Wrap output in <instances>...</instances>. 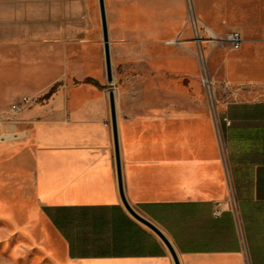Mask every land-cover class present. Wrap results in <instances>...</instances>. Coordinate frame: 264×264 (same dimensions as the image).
Returning a JSON list of instances; mask_svg holds the SVG:
<instances>
[{
  "label": "crops",
  "instance_id": "0c3cea01",
  "mask_svg": "<svg viewBox=\"0 0 264 264\" xmlns=\"http://www.w3.org/2000/svg\"><path fill=\"white\" fill-rule=\"evenodd\" d=\"M127 1L121 11L133 19L137 9ZM223 17L242 41L238 50L211 54L220 84L214 100L166 94L157 126L145 106L136 117L117 116L125 199L166 236L179 264H264V0H212L215 36ZM88 104L59 112L66 124L38 126L35 160L16 168L43 257L50 264H173L125 211L111 126L102 125L110 113L94 114Z\"/></svg>",
  "mask_w": 264,
  "mask_h": 264
},
{
  "label": "rangeland",
  "instance_id": "374dc122",
  "mask_svg": "<svg viewBox=\"0 0 264 264\" xmlns=\"http://www.w3.org/2000/svg\"><path fill=\"white\" fill-rule=\"evenodd\" d=\"M127 2L104 0L113 77L109 85L97 0H0V264H50L39 247L43 236L27 222L33 203L23 200L16 169L35 160L38 126L66 124V118L59 121V112L81 110L84 102L94 114L105 108L109 112L110 90L120 120L136 117L145 106L156 126L166 94L188 100L216 97L220 84L213 77L211 54L228 44H211L212 0H134L133 19L122 14ZM225 21L218 22L223 33L216 37L221 39L228 33ZM201 59L209 86L202 81ZM86 79L104 89L84 84ZM13 106L19 109L12 111ZM102 125L110 128V119Z\"/></svg>",
  "mask_w": 264,
  "mask_h": 264
},
{
  "label": "water",
  "instance_id": "95a60500",
  "mask_svg": "<svg viewBox=\"0 0 264 264\" xmlns=\"http://www.w3.org/2000/svg\"><path fill=\"white\" fill-rule=\"evenodd\" d=\"M97 1H98L101 32H102L106 82L107 84L111 85L113 82V77H112V69H111V58H110L109 37H108L105 5H104V0H97ZM108 105H109L110 126L112 131V140H113L114 163L116 165L117 186H118V192L121 203L127 214L132 219H134L136 222L147 228L159 239V241L163 244L168 254L170 255L173 264H179L177 253L175 252L172 244L169 242L166 236L152 222H150L149 220L141 216L139 213H137L125 199L123 192L122 177H121V168H120L121 160H120L119 139H118V131H117V114H116V106H115V96L113 91L111 90L108 92Z\"/></svg>",
  "mask_w": 264,
  "mask_h": 264
},
{
  "label": "built area",
  "instance_id": "2783aa9c",
  "mask_svg": "<svg viewBox=\"0 0 264 264\" xmlns=\"http://www.w3.org/2000/svg\"><path fill=\"white\" fill-rule=\"evenodd\" d=\"M195 36L197 37V42L200 43V35H199L198 30L195 33ZM212 40H213V43H211V44H218L220 42H226L231 47L232 50H238L240 45H241V41H242L240 35L238 33H235V32L226 34V36H225V38L223 40L219 39L216 36H214L212 38ZM26 103H27V99L23 98L21 103H20V105L24 106ZM18 109H19L18 106H13L12 107V111H17ZM237 227H238L239 235H240L241 240H242L241 228H240L239 225Z\"/></svg>",
  "mask_w": 264,
  "mask_h": 264
},
{
  "label": "trees",
  "instance_id": "16d2710c",
  "mask_svg": "<svg viewBox=\"0 0 264 264\" xmlns=\"http://www.w3.org/2000/svg\"><path fill=\"white\" fill-rule=\"evenodd\" d=\"M84 84H88L91 85L93 87H95L98 90H103L104 88L102 86H100L96 81L91 80V79H86L84 81ZM54 92V87L48 92V94L46 95V98L50 97V95Z\"/></svg>",
  "mask_w": 264,
  "mask_h": 264
},
{
  "label": "bare ground",
  "instance_id": "6f19581e",
  "mask_svg": "<svg viewBox=\"0 0 264 264\" xmlns=\"http://www.w3.org/2000/svg\"><path fill=\"white\" fill-rule=\"evenodd\" d=\"M190 19L191 18H193V22H195V23H197L198 21H195V16H194V14H193V12L192 11H190ZM209 31V30H208ZM200 63H201V68H202V70H204L205 69V67H204V61H202V59L200 60ZM203 83L205 84V85H207V86H209V85H211V82L207 79V76H206V73H205V70H204V78H203Z\"/></svg>",
  "mask_w": 264,
  "mask_h": 264
}]
</instances>
